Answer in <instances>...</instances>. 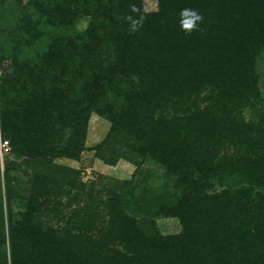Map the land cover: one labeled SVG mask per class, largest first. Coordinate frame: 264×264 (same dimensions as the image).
I'll use <instances>...</instances> for the list:
<instances>
[{"label":"trees","instance_id":"obj_1","mask_svg":"<svg viewBox=\"0 0 264 264\" xmlns=\"http://www.w3.org/2000/svg\"><path fill=\"white\" fill-rule=\"evenodd\" d=\"M156 1L0 0V264H264V0ZM92 114L96 157L128 180L56 162H80Z\"/></svg>","mask_w":264,"mask_h":264},{"label":"rangeland","instance_id":"obj_2","mask_svg":"<svg viewBox=\"0 0 264 264\" xmlns=\"http://www.w3.org/2000/svg\"><path fill=\"white\" fill-rule=\"evenodd\" d=\"M24 1V0H23ZM15 0H5L4 10L13 8ZM143 6L146 11H157L158 4L156 0H143ZM79 22L86 23V19L79 20ZM256 72L259 76L258 88L261 96V105L264 109V51L256 62ZM249 111L245 112V117H249ZM109 129V123L104 119L92 114L89 118L86 139H85V150L81 153L80 162H74L68 159H57L56 162L61 165L79 168L82 172L81 179L83 181H98L103 176L113 177L118 180H128L133 173L134 167L123 160H119L115 167L105 165L96 157V150L94 149L105 136ZM4 151H2V156L0 155V169L4 166ZM143 170H153L155 173V178L151 179V185H158L161 183L159 178L162 175V169L153 163L146 162L143 165ZM27 184H25V179H22L18 184L22 194L25 191ZM156 225L159 231L163 234H175L180 232L181 227L176 219L173 218H160L156 221Z\"/></svg>","mask_w":264,"mask_h":264},{"label":"clouds","instance_id":"obj_3","mask_svg":"<svg viewBox=\"0 0 264 264\" xmlns=\"http://www.w3.org/2000/svg\"><path fill=\"white\" fill-rule=\"evenodd\" d=\"M129 10L130 14L126 15L124 19L128 24L129 35H133L142 29L147 17L135 4H130ZM203 21L204 17L198 12V10L184 8L179 12L178 27L183 33L190 35L193 32L201 30L200 25Z\"/></svg>","mask_w":264,"mask_h":264},{"label":"built area","instance_id":"obj_4","mask_svg":"<svg viewBox=\"0 0 264 264\" xmlns=\"http://www.w3.org/2000/svg\"><path fill=\"white\" fill-rule=\"evenodd\" d=\"M8 150V143L0 139V155L2 156V151L7 153Z\"/></svg>","mask_w":264,"mask_h":264}]
</instances>
